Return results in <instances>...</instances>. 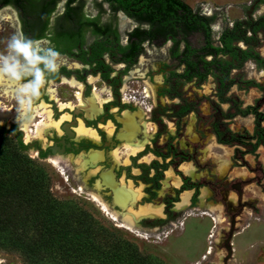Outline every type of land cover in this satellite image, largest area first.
Segmentation results:
<instances>
[{
  "label": "rangeland",
  "instance_id": "rangeland-1",
  "mask_svg": "<svg viewBox=\"0 0 264 264\" xmlns=\"http://www.w3.org/2000/svg\"><path fill=\"white\" fill-rule=\"evenodd\" d=\"M185 1L201 13L214 16L212 36L216 43L226 28L236 26V44L258 54L259 61L249 59L232 70L230 88H220L218 79L209 76L204 82L180 80L172 89L165 83V74L173 69L181 72L183 67L176 68L169 42L146 43L142 58L128 69L123 63L111 62L106 54V63L113 69L108 80L76 58L62 54L67 63L60 67L59 78L48 77L41 96L33 103H48L53 118L58 120L70 115L61 122L60 130H51L44 140L32 137L26 141L22 121L10 120L0 126L16 125L21 131L28 147L25 154L46 174V189L58 201L82 209L84 218L91 221L88 225L96 228L102 242L105 239L110 264H123L116 254L128 246L138 249L141 264H264V0ZM103 6L102 13L92 0H87L84 11L88 16H99L101 22L113 21L125 43L128 30L136 23L121 12L113 17L108 5ZM1 10L10 16L2 19L0 13V53H6L9 39L21 30L14 8ZM62 10L61 3L54 16ZM87 39L89 47L96 36L88 32ZM43 40L53 47L49 40ZM192 41L201 45L203 38L198 34ZM27 79L31 77L23 82ZM69 79L82 83L83 89L71 86ZM94 87L104 101L99 114L88 117L78 106L76 94L81 91L89 97ZM220 91H224L221 97ZM0 93L3 107L18 110L15 96ZM60 102L72 106L61 108ZM124 109H142L152 136L142 156H128L127 162L114 164L110 152L115 148L119 147L125 158L124 142L116 137ZM42 118L37 116L35 122ZM87 120L102 137L93 147L89 140L76 139L74 131L79 121L86 124ZM108 122L115 133L108 132ZM66 137L70 143L75 142V149L66 154L49 151L50 146L63 148L57 143L65 142ZM88 147L102 150L104 159L78 170L72 155L86 152ZM54 158L67 159V163L54 164ZM187 163L195 169L193 176L181 167ZM106 169H111L118 180L128 183L131 179L136 187L142 186V197L151 199L140 202L141 198L138 202L161 204L165 215L140 219L133 228L125 226L120 216L114 218L112 210L121 213L124 209L114 204L110 187L98 189L95 184ZM167 171L173 174L169 176ZM176 177L179 185L174 187L171 184ZM203 189L208 193L205 201L201 199ZM185 191L191 192L190 204L179 209L177 203ZM95 192L108 208L95 199ZM37 214L33 213L26 235H38L42 216ZM13 231L4 228L0 233L10 236L16 234ZM19 252L0 247V264H26Z\"/></svg>",
  "mask_w": 264,
  "mask_h": 264
},
{
  "label": "trees",
  "instance_id": "trees-1",
  "mask_svg": "<svg viewBox=\"0 0 264 264\" xmlns=\"http://www.w3.org/2000/svg\"><path fill=\"white\" fill-rule=\"evenodd\" d=\"M62 1L0 0V6L12 5L17 10L27 37H47L55 50L88 64L105 80L113 71L105 54L128 69L144 53L146 43L172 42L170 56L177 61L176 68L183 67L181 72L173 69L165 74V83L172 89L180 80L204 82L209 76L218 79L220 88L228 89L233 85V69L249 59L260 60L251 48L236 44V26L226 28L216 43L214 16L201 13L185 0H92L100 12H105L107 2L113 17L121 10L137 24L127 32L125 44L113 21L101 22L99 16L85 13L87 0H65V9L51 25L52 14ZM88 32L96 39L86 47ZM198 34L203 38L201 45L192 41ZM59 75L60 71L50 78L57 80ZM27 148L16 125L0 126V232L11 228L16 233H0V247L20 251L26 264H110L105 239L102 242L96 228L88 225L91 221L84 218L81 208L53 198L46 189L43 168L25 154ZM33 213L42 216L36 236L25 234ZM116 257L123 264L143 263L136 247L128 246Z\"/></svg>",
  "mask_w": 264,
  "mask_h": 264
},
{
  "label": "bare ground",
  "instance_id": "bare-ground-1",
  "mask_svg": "<svg viewBox=\"0 0 264 264\" xmlns=\"http://www.w3.org/2000/svg\"><path fill=\"white\" fill-rule=\"evenodd\" d=\"M10 17L9 15L1 12V18L6 19ZM142 58V57H141ZM71 86L78 87L80 90L83 89L82 83L76 81L75 79H69ZM153 88V87H152ZM3 91V95L6 96H15V84L13 81L8 80L7 78H0V92ZM52 98H55V90H51ZM1 94V93H0ZM1 97V95H0ZM77 104L81 109H85V114L88 117H91L92 114L97 113L101 110L100 103L104 101L101 97L100 91L97 87H94V90L89 97H84L82 92L79 91L76 94ZM72 106L71 103H59L61 108ZM43 116V118L39 122H35V118L37 116ZM52 110L49 107V104L46 102H41L37 106H32V110L29 113L28 117L23 121V129L25 131V139L26 141H30L32 137L37 138L39 140H44L45 135L49 134L51 130H60V125L63 120L69 119L70 115H64L61 119L53 118ZM145 115L142 109L139 111H124V117L121 119V123L123 124L122 129L117 133L118 139L123 140V149L125 150L123 154H125L124 160L122 159L123 155L118 148H116L112 152V156L117 163H123L128 161V156L132 154H137L140 150L144 148L146 143L149 142L151 138V133L149 131V124L146 121H142V117ZM10 120H18L19 118L18 110H15L11 107H3L0 101V123H5ZM108 132L112 133L113 128H110L109 124ZM77 132L78 138H88L93 140H98V134L92 127H87L83 122L79 121L78 126L75 128ZM75 132V135H76ZM110 137V136H108ZM91 150V151H90ZM89 151L81 152L78 155H72L74 162L77 165L78 170L85 169L86 166L90 164H95L100 162L99 160L103 159V152L97 150L90 149ZM88 152V153H87ZM54 164L59 165L60 162H66L63 158H54L51 159ZM97 161V162H96ZM67 163V162H66ZM65 163V164H66ZM182 169L189 175L193 176L195 173V169L190 164H182ZM223 171H226V168H223ZM94 174V173H92ZM91 174V175H92ZM167 174L171 176L173 173L171 171H167ZM166 181V180H165ZM166 185H169L166 182ZM174 187L179 185V179H176L172 182ZM103 186L110 187L113 191V201L114 204L120 206L124 209L123 212L112 210V216L114 218H119L123 222V224L129 228H133L136 226L137 222L149 216H161L163 214V205L161 204H153V203H144L137 204L138 201L143 196L142 186L136 187L131 181L126 183L123 179L121 181H117L115 178V174L111 169H106L101 173L100 179L96 182V188L100 189ZM95 199L98 200L101 204H103L104 208H108V204L102 201V197L100 194H94ZM208 196L206 189L202 190L201 199L205 201V198ZM191 192L185 191L181 194V201L177 204V208L184 209L190 204ZM137 205V207H136ZM109 211V210H108ZM219 220L218 218H216Z\"/></svg>",
  "mask_w": 264,
  "mask_h": 264
},
{
  "label": "clouds",
  "instance_id": "clouds-1",
  "mask_svg": "<svg viewBox=\"0 0 264 264\" xmlns=\"http://www.w3.org/2000/svg\"><path fill=\"white\" fill-rule=\"evenodd\" d=\"M67 63V57L47 41L27 37L23 32L13 34L6 53H0V78L15 84V98L19 105V118L23 122L41 96L48 77L58 73ZM31 77V79L25 78Z\"/></svg>",
  "mask_w": 264,
  "mask_h": 264
},
{
  "label": "flooded vegetation",
  "instance_id": "flooded-vegetation-1",
  "mask_svg": "<svg viewBox=\"0 0 264 264\" xmlns=\"http://www.w3.org/2000/svg\"><path fill=\"white\" fill-rule=\"evenodd\" d=\"M98 1H100V0H98ZM63 4V10L65 9L64 8V4H65V0L64 1H62V2H60L59 4H58V6L60 5V4ZM107 5H108V7H109V3H107V2H105ZM58 6H57V8H58ZM6 7H12V8H14L12 5H5V6H0V13L2 12V10L1 9H3V8H6ZM104 7V6H103ZM14 10L16 11V14L18 15V12H17V10L14 8ZM57 10V9H56ZM63 10L60 12V13H62L63 12ZM56 12V11H55ZM55 12L52 14V17H51V25H52V23H53V21H54V19H55V17L58 15V14H60V13H58V14H56L55 16H54V14H55ZM123 13L128 19H131L130 17H128L123 11H118L117 13H116V17H117V14L118 13ZM112 13V12H111ZM113 15V14H112ZM54 17V18H53ZM18 19H19V22H20V30H21V32H22V23H21V20H20V17H19V15H18ZM133 20V19H132ZM136 25L137 24H135V26L134 27H136ZM118 27V26H117ZM134 27H132L131 28V30L134 28ZM119 29V28H118ZM131 30H128V32L129 31H131ZM119 32H120V30H119ZM50 34H48V36H49ZM43 39H47V40H49L47 37H45V38H40V40H43ZM126 41H127V39H126ZM49 42L51 43V41L49 40ZM167 42H169V43H171L172 44V42L171 41H167ZM121 43L122 44H125V43H123L122 41H121ZM52 44V43H51ZM52 46H53V44H52ZM63 55H65V54H63ZM106 55V54H105ZM68 56V55H67ZM141 56V55H140ZM105 57V56H104ZM142 57V56H141ZM140 57V58H141ZM82 63V62H81ZM83 64V63H82ZM85 66L87 65V66H89L88 64H84ZM86 69V68H85ZM84 96V95H83ZM91 96V95H90ZM84 97H86V96H84ZM85 110V109H84ZM130 111V112H133L132 110H128V109H124L122 112H121V117H119V120H121V119H123V117H124V111ZM86 111V110H85ZM136 111H139V110H136ZM100 112V111H99ZM94 114H96V113H94ZM94 114H92V115H94ZM144 117V116H143ZM143 117H142V119H141V121L139 122V123H141L142 121H144V119H143ZM121 122V121H120ZM147 122V121H146ZM90 123V122H89ZM89 123L87 124V127H90V125H89ZM79 124V123H78ZM92 124V123H91ZM109 124V122L105 125V126H107ZM122 124V123H121ZM62 125V124H61ZM86 125V124H85ZM93 125V124H92ZM78 126V125H77ZM76 126V127H77ZM76 127H74V131L76 132V130H75V128ZM122 127H123V124H122ZM122 127L119 129V131L122 129ZM93 128V127H92ZM112 128H113V131H112V134L113 133H115V130H114V127L112 126ZM96 132H97V130L96 129H94ZM119 131H118V133H119ZM97 134H98V137H99V139L98 140H93V139H88V138H79V139H84V140H89V142H91V144H92V147L93 146H95V144L94 143H100V141L102 140V137H101V135L97 132ZM112 134H109L108 133V135H112ZM76 139H78L77 138V132H76ZM69 140H70V138H65V143H70L69 142ZM150 140V139H149ZM71 141V140H70ZM123 141V140H122ZM149 143V142H148ZM148 143H146V145L148 144ZM60 147H64L65 145H63L61 142H60V140H59V142L57 143ZM74 145H75V142H71L70 143V147H67V145L65 146L66 147V151H69V150H73V149H75V147H74ZM145 145V146H146ZM145 146H144V148H145ZM50 148V147H49ZM90 148L91 147H88L87 149H89L90 150ZM118 148V147H117ZM144 148L142 149V150H140L139 152H137V154H132V155H130V156H133V157H135V155L136 156H142V153H143V151H144ZM92 149V148H91ZM116 149V148H115ZM114 149V150H115ZM89 150H87V151H89ZM93 150H97V149H93ZM114 150H112L111 152H110V155H111V157H112V159H113V162H114V164H117V162L114 160V158H113V156H112V152L114 151ZM49 151H51L50 149H49ZM91 151V150H90ZM89 151V152H90ZM99 151H102V150H99ZM103 152V151H102ZM88 153V152H87ZM80 154V153H79ZM105 153L103 152V156H105L104 155ZM68 156V155H67ZM76 156V155H75ZM103 159H104V157H103ZM121 164H122V162H121ZM141 175V173H139V174H137L136 176L137 177H139ZM122 179V178H121ZM121 179H116L117 181H121ZM98 180V179H97ZM96 180V181H97ZM127 181H132V183L135 185V183H134V181L133 180H131V179H128ZM96 184V183H95ZM136 186V185H135ZM143 189H145V188H143ZM111 196H112V200H113V191H112V193H111ZM207 198V197H206ZM205 198V199H206ZM151 199V197L150 196H148V198H145V197H142V199L140 200V202H149V200ZM193 199V198H192ZM190 200H191V197H190ZM180 201H181V196H180ZM179 201V202H180ZM140 202H138L137 204H144V203H140ZM178 202V203H179ZM177 203V204H178ZM164 211H165V208H164V206H163V214L161 215V216H164L165 215V213H164ZM161 216H156L155 218H148V217H144V218H142L140 221H142V220H144V219H157V218H160Z\"/></svg>",
  "mask_w": 264,
  "mask_h": 264
},
{
  "label": "water",
  "instance_id": "water-1",
  "mask_svg": "<svg viewBox=\"0 0 264 264\" xmlns=\"http://www.w3.org/2000/svg\"><path fill=\"white\" fill-rule=\"evenodd\" d=\"M87 124H88V120L86 121V126H87ZM65 130H66V132H69L68 126L65 127ZM62 144L65 145V146L67 145V147H70V144L65 143L64 140L62 141ZM65 146L63 148H59L58 146H50L49 149L54 154H57V153H59V154H66L67 152H66V147Z\"/></svg>",
  "mask_w": 264,
  "mask_h": 264
}]
</instances>
